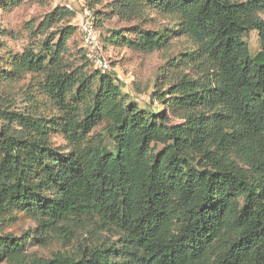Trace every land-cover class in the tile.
Masks as SVG:
<instances>
[{
  "label": "trees",
  "instance_id": "16d2710c",
  "mask_svg": "<svg viewBox=\"0 0 264 264\" xmlns=\"http://www.w3.org/2000/svg\"><path fill=\"white\" fill-rule=\"evenodd\" d=\"M95 3L84 0L98 30L112 17L171 19L137 31V50L174 36L190 48L166 62L144 108L70 50L73 11L57 5L30 23L40 44L0 59V261L264 264V0H110L105 13ZM251 30L254 54L242 39ZM100 42L108 55L101 32ZM18 209L44 240L82 219L117 239L29 257L4 231Z\"/></svg>",
  "mask_w": 264,
  "mask_h": 264
},
{
  "label": "rangeland",
  "instance_id": "374dc122",
  "mask_svg": "<svg viewBox=\"0 0 264 264\" xmlns=\"http://www.w3.org/2000/svg\"><path fill=\"white\" fill-rule=\"evenodd\" d=\"M66 1L73 8H79L83 0H46L41 4L37 0H22L17 5H11L10 0H0V59H7L10 55L21 53L27 46H38L41 35L34 36L28 27L35 25L45 13ZM96 11L105 13V7L110 0H96ZM154 22L141 23L139 21H120L117 17L104 19L99 27L101 38L108 50V56L116 71L117 81L122 85V91L127 93L129 101L140 107H148L149 95L156 88L158 79L163 77V66L172 57L190 44L183 36H174L167 48L143 52L133 48L129 41L140 29L160 30L171 19L152 15ZM70 24L76 26L74 18ZM247 43L250 54L257 52L261 43L258 32L251 30L242 35ZM70 50L75 53L80 50V37L76 27L74 35L68 42ZM80 53H83L80 50ZM90 68L93 67L90 65ZM2 87H0V90ZM156 104V103H154ZM175 120V119H173ZM94 133H103V124L94 129ZM106 137V136H105ZM55 144H65L58 135L53 136ZM109 146V138L106 137ZM72 232L65 236H55L51 239H41L37 221L24 213L23 209L13 211L6 217L4 231L24 242L25 252L29 257H50L57 252L77 254L91 245H99L117 239L107 232L100 231L88 220L82 219L71 224ZM0 264H5L0 261Z\"/></svg>",
  "mask_w": 264,
  "mask_h": 264
},
{
  "label": "built area",
  "instance_id": "2783aa9c",
  "mask_svg": "<svg viewBox=\"0 0 264 264\" xmlns=\"http://www.w3.org/2000/svg\"><path fill=\"white\" fill-rule=\"evenodd\" d=\"M64 7L74 12L77 30L80 37V47L84 51L85 57L92 66L101 74L115 73L111 60L100 42V31L95 25L93 10L84 4V0L79 8H73L66 1L61 3Z\"/></svg>",
  "mask_w": 264,
  "mask_h": 264
}]
</instances>
